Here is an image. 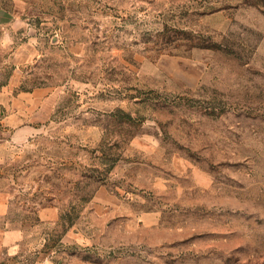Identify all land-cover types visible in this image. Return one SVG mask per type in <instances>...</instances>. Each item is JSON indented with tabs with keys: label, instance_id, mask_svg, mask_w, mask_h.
<instances>
[{
	"label": "rangeland",
	"instance_id": "1",
	"mask_svg": "<svg viewBox=\"0 0 264 264\" xmlns=\"http://www.w3.org/2000/svg\"><path fill=\"white\" fill-rule=\"evenodd\" d=\"M17 19L39 100L0 142L20 264H264V0H28Z\"/></svg>",
	"mask_w": 264,
	"mask_h": 264
},
{
	"label": "crops",
	"instance_id": "2",
	"mask_svg": "<svg viewBox=\"0 0 264 264\" xmlns=\"http://www.w3.org/2000/svg\"><path fill=\"white\" fill-rule=\"evenodd\" d=\"M28 0H0V142L32 132L36 103L35 89L20 88L19 65L27 64L35 55L34 45L15 41L17 16ZM4 72L7 75H4ZM0 215V264H20L18 231L3 229Z\"/></svg>",
	"mask_w": 264,
	"mask_h": 264
}]
</instances>
